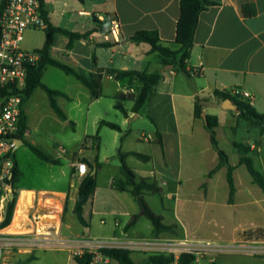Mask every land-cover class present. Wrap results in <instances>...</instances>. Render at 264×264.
Masks as SVG:
<instances>
[{
	"label": "crops",
	"instance_id": "crops-1",
	"mask_svg": "<svg viewBox=\"0 0 264 264\" xmlns=\"http://www.w3.org/2000/svg\"><path fill=\"white\" fill-rule=\"evenodd\" d=\"M211 1L217 2V5L200 14L191 59L188 63L189 69H195L200 74L188 77L173 69L164 70V80L142 110L134 114L132 113L133 97L141 88L140 83L134 81L127 84L116 81L106 71L110 69L162 71L159 54L149 53L150 45L133 44L130 39L137 31L157 30L166 46L174 51L179 50L180 47L176 43V26L180 17V0H85L84 2L44 0L48 18L55 27L79 34L88 33L86 39L76 40L70 46L67 37L57 35L51 48V56L85 74H94L102 70L104 72L102 97L92 100L89 90L75 77L67 74L68 79L64 87L52 88L44 79L48 68L53 66L45 68L42 82L50 89L62 92L64 95L58 97L72 104L68 110L61 105L59 107L67 117V120H62L67 123L63 124L71 126L78 135L79 150L71 154L63 147L65 151L60 150L57 157L47 154L58 161V164L44 162L39 158L50 167H61L60 175L56 176L54 173L51 177L52 182H48L47 186L22 184V179H25L26 175L14 151L22 177L16 188L13 187L12 195L13 198L16 197L13 217L11 223L2 229L3 233L40 234L46 235L50 240H70L72 227L66 223V215L69 211L74 214L82 181V178L75 173L74 165L84 163L83 160L95 165V160L98 159L101 168L96 175L97 188L89 203L88 215L85 211V216H90L91 226L86 229L88 232L76 235L78 240L110 239L118 244L150 239L181 240L185 237H193L194 229L190 225L195 226L194 223H203L212 219L217 216L219 208H239L244 213H252L256 210L258 206L252 201H246L242 205L238 203L240 181L244 180L253 188L255 183L246 166L240 164V155L232 143L236 141L250 145L255 165L260 163L263 168L260 167L259 170L264 174V135L260 134L258 127L239 118L237 112L224 109V101L214 97L213 94L215 91L223 92L233 87H240L253 95L254 99L251 102L253 107L259 114L264 115V0ZM246 4L255 5L257 9L255 16H243L241 9ZM113 17L119 18L121 22L119 43L105 42L104 39L105 29H108L109 21ZM103 43L115 46L103 47L101 46ZM44 44L37 50L42 49ZM109 82L112 83V87L109 86ZM38 90L40 89L35 90L23 105L26 132L23 144L17 142L19 146L15 150L20 146H27L25 142L32 144L28 141L31 127L39 128V124L33 122L28 109V104ZM197 98L205 99L203 102L205 114L217 117L216 138L219 147L228 155L230 165L235 167L233 176L236 194L233 204L228 202V168L220 165L218 152L211 144L210 133L204 120L195 118ZM102 99H110L113 102L122 100L128 116L122 114L123 117L118 118V123L94 116L91 109ZM57 103L59 104L58 100ZM71 110H75L74 116L69 114ZM229 113L232 119L228 120L227 125H223L222 118ZM142 114L146 115L151 124L150 133L141 134L138 140L132 137L131 129L130 134L123 135L126 127L131 128L132 120L140 119ZM101 122L114 124L119 130L101 125ZM105 128L115 132L113 144L116 151H118L119 138L122 137L120 151L136 152L150 157L149 160L143 161L130 155L126 161L138 177L150 175L151 179L162 188L161 196L147 195L145 199L150 208L157 215L162 216L165 225H176L174 232L156 237L153 234V225L151 222L146 223L143 216L125 231V226L132 216L140 213V207L131 193L119 192L113 188V181L123 178L120 167L114 176L105 175L102 178L100 176L104 158H101L104 147L101 132ZM157 132L161 135L162 145L159 143ZM219 133H226L225 145L221 143ZM94 136L98 137L99 142L96 149L84 145L88 137ZM62 155H67L64 156L68 160L66 166L61 163ZM87 167L90 170L88 165ZM168 181L175 183V186L172 192L166 195L163 186ZM153 196L160 198L159 208H154L149 202V198ZM258 197L260 204L264 205V196L258 195ZM164 198L171 200L173 204H165ZM67 202L68 210L65 214ZM8 203L9 200L5 202L4 209L0 213V224L6 217ZM111 204H115L116 207H108ZM99 224L103 225L104 229L109 226L113 228V235L100 237L95 232ZM237 240L243 241L244 238L240 237ZM248 242L264 246V240L252 239ZM131 250L132 257L136 256L134 262L138 264L145 263L151 254V251L144 249ZM59 252L65 251L47 247L37 248L32 252L15 249L8 252L0 264H60L57 255ZM70 254L69 259L74 262L71 250ZM113 261L107 259L106 263L110 264ZM214 262L217 264L216 261Z\"/></svg>",
	"mask_w": 264,
	"mask_h": 264
},
{
	"label": "trees",
	"instance_id": "trees-1",
	"mask_svg": "<svg viewBox=\"0 0 264 264\" xmlns=\"http://www.w3.org/2000/svg\"><path fill=\"white\" fill-rule=\"evenodd\" d=\"M5 2L6 0H1ZM84 2L85 0H79ZM43 6V14L47 20L48 27L44 30L46 35V41L42 49L39 52L42 58L39 65L33 68L30 72L28 85L23 92V103L21 112V122L17 133L14 135L15 140H23L26 132V116L24 114L23 105L30 98L33 92L37 89L43 90L49 97L50 105L53 111L61 120H67L65 113L59 107L57 103V97L63 96L64 94L60 91L52 90L42 82L43 72L47 66H53L62 70L65 74L75 77L79 82H81L90 92L92 100H97L102 97V80L104 77V72L99 70L94 74H85L80 70H77L71 66H68L51 56V48L54 43V39L57 35H62L68 38L69 46L76 40L82 38H87L88 33L79 34L70 32L66 29L55 27L48 18V12L45 9L44 0H41ZM217 2L211 0H180V17L176 26V43L179 45V50L174 51L170 47L166 46L161 40L159 32L157 30H140L137 31L130 39L133 44H148L151 49L149 53L159 54L162 62V68L166 66H173V71L177 73L185 74L188 77L192 75H199L195 69H189L188 63L191 59V53L194 46V38L197 26L199 24V17L203 11L208 10L212 6H216ZM241 13L245 17H253L257 14V9L254 4H246L241 9ZM107 31V29H105ZM103 47H113L115 45L110 43H103ZM106 73L112 76L116 81L127 82L131 84L132 82H138L141 85L139 91L133 97L134 106L132 108V113L138 114L145 104L148 102L151 95L156 91L158 85L164 80V74L161 70L154 72L147 71H137V70H107ZM221 100H231L233 104L239 109L240 113L238 117L249 121L254 126L258 127L260 134L264 135V115L259 114L253 107L252 103L248 101H242L235 97H232L226 92L215 91L213 94ZM204 100L197 98L195 101L194 115L197 119H202V114L204 113ZM115 108L119 110L123 115L128 116L127 110L124 108L123 101L120 100L116 103ZM207 122L205 126L210 133V140L212 146L218 152L220 158V165H225L228 168L227 181L229 184V204L234 203V197L236 194V186L234 181L233 172L235 167L231 166L229 163L228 155L219 147V143L216 138V128L218 127V119L214 115L206 114ZM152 120V118H150ZM101 125L108 126L112 129L119 130V127L106 122H101ZM159 137V143L162 145L161 135L157 132ZM94 138L98 141V137H88ZM87 138V139H88ZM29 149L42 161L58 164V161L54 160L52 157L47 155L43 150L37 148L36 146L25 142ZM233 147L238 151L240 155V164L245 165L249 174L251 175L255 184H257L262 192L264 193V174L257 169L255 165V160L251 155L252 150L250 145L244 143L233 141ZM135 156L140 160L147 161L149 156L129 152L125 153L118 151L117 157L120 161V169L123 178H117L113 181V188L119 192H129L135 198L136 202L140 207V213L138 215L132 216L130 221L125 226V231L128 230L140 216L148 219L153 225V234L156 237L161 236L164 233L174 232L176 225H165L163 223V218L157 215L149 206L145 197L147 195H159L162 194V188L156 181L151 180L147 177H138L134 171L127 164L128 156ZM13 159L15 162L14 167V177L11 184L14 188L20 182L22 173L18 167L17 160L13 154ZM90 170L82 178L79 186L78 195L74 207V214L77 221L84 227L89 228L91 226L90 216L87 218L85 216V207L91 202L97 188L96 175L98 170L101 168V163L98 159L95 160V165L90 163L88 160H83ZM95 171V173H94ZM16 197L9 201L6 217L4 221L0 224V229L7 227L12 220L13 211L15 206ZM68 210V202L65 208V214ZM103 257L110 260H116L119 264H138L134 262L132 258L133 251L125 248H101L97 251ZM95 254L89 250H84L81 255H74L75 264H93ZM194 255L189 253H182L180 257L176 260L173 254L156 252L151 253L147 258L145 263L140 264H193ZM207 264H216L214 261Z\"/></svg>",
	"mask_w": 264,
	"mask_h": 264
},
{
	"label": "rangeland",
	"instance_id": "rangeland-1",
	"mask_svg": "<svg viewBox=\"0 0 264 264\" xmlns=\"http://www.w3.org/2000/svg\"><path fill=\"white\" fill-rule=\"evenodd\" d=\"M46 40V35L44 30H28L24 34V41L22 42V48L25 50H35L40 48L44 41ZM106 51V50H104ZM68 76L60 69L55 67H49L46 77L44 79L45 83L51 86L52 88H62L65 86ZM73 79V78H70ZM76 81V80H75ZM109 86L112 87V83L109 82ZM59 101V106L64 108H70V104L67 100L62 98H57ZM117 102H113L110 99H102L92 107V114L95 116L106 118L111 120L114 123H118V118H122L123 115L120 111L115 108ZM129 105V103H126ZM28 109L33 122L39 124V128L32 126L31 133L28 138V141L35 145L37 148L43 150L46 154L52 155L54 157L58 156L60 152V147L66 148L71 154L76 153L79 150L80 142L78 141V135L73 131L71 126H67V123L60 120L56 114H54L48 95L43 90H38L34 94V98L28 104ZM233 113V112H232ZM71 116H74L75 110L69 111ZM222 118V124L227 125L228 120L232 119L231 114H227ZM132 125L126 127L123 131V135L130 134V129L132 130V137L135 140H138L141 134L148 135L150 132L149 128L151 124L146 118V115L142 114L140 119L132 120ZM114 131L111 129H103L101 135L104 140V147L102 150L101 158L102 160V172L100 174L101 178L105 175L114 176L118 172L120 167V161L117 157V153L120 150L121 138H119V143L117 144L118 151H116L113 144V135ZM220 141L223 145L227 142V135L219 133ZM264 145V144H263ZM17 159L21 162L22 168L24 169L25 179H22V184L26 186L35 185V186H47L48 182H52L51 177L56 173V176H59L61 171L60 166L50 167L46 163L42 162L27 146H20L15 150ZM67 155H62L61 163L66 166L68 160L65 159ZM131 166L132 163H130ZM256 167L259 170L261 165L256 163ZM263 168V167H261ZM246 171V170H245ZM240 199L239 205L244 204L246 201L257 204L256 210L252 213H244L243 210L239 208H219L217 211V216H214L212 219H208L210 222L204 221L203 223H194L195 226L190 225L194 233L190 238H201L209 239L211 241L219 242L221 245L232 246L226 247L223 249L224 252L212 253V258L217 264H264V254H254L250 252L236 251L234 246H238L237 242L240 237L244 239H258L264 240V229L261 230L264 226V205L260 204V198L258 195L264 196L258 185H254L255 188L250 187L248 183L244 180L240 181ZM175 183L169 182L163 186L164 191L171 193L174 188ZM222 190L220 191V195ZM165 204H173L171 200L164 198ZM154 208L160 207V198L158 196H153L149 198ZM108 207H116L115 204H111ZM90 209L88 204L85 207V211ZM88 215V213L86 214ZM88 218V217H87ZM144 221L150 224V221L144 218ZM66 223L71 225V238L70 240H77V234L81 235L86 231L87 228H84L78 221L71 211L66 215ZM98 228L95 229V232L102 238L111 236L114 233V229L110 226L106 229L103 228V225H97ZM196 228V231H195ZM240 237L238 238V236ZM236 243V244H235ZM73 245L71 246H62L58 249H63L65 252L57 253L60 264H73V260L69 256L70 250H72ZM82 249L75 248L73 249L72 255L75 251ZM133 260H136V256L132 257ZM58 264V263H57ZM94 264H109L104 262V260H95ZM110 264H119L114 260Z\"/></svg>",
	"mask_w": 264,
	"mask_h": 264
},
{
	"label": "built area",
	"instance_id": "built-area-1",
	"mask_svg": "<svg viewBox=\"0 0 264 264\" xmlns=\"http://www.w3.org/2000/svg\"><path fill=\"white\" fill-rule=\"evenodd\" d=\"M47 27L48 23L43 14L41 0H6L5 2L0 0V199H3L4 202L11 200L9 195H12L13 190L11 181L14 177L13 154L16 147L14 135L21 122L23 92L28 85L31 70L39 65L42 58L37 49H23L22 42L26 31L45 30ZM121 29L119 18H111L104 34L105 42L119 43ZM223 92L250 103L254 99L251 93L240 87H233ZM84 145L96 149L99 142L94 138H88ZM60 150L65 151L62 147ZM74 168L75 173L81 178L89 172L85 163H76ZM145 177L151 179L150 175ZM248 240L252 239L238 241V246H234L235 250L264 254V246L250 244ZM67 245H73L72 250L82 247L79 251H75L74 255H81L84 250L93 252L95 254L94 261L98 259L106 262L108 259L97 252L99 249L117 247L130 250L144 249L151 253H170L176 260L182 253H189L194 255L193 264L213 262V252L222 253L224 248L232 247L209 239L190 237L181 240L150 239L128 244H118L110 239L50 240L46 238V235H10L3 233L0 229V263L3 262L8 252L15 249L32 252L37 248H59Z\"/></svg>",
	"mask_w": 264,
	"mask_h": 264
},
{
	"label": "water",
	"instance_id": "water-1",
	"mask_svg": "<svg viewBox=\"0 0 264 264\" xmlns=\"http://www.w3.org/2000/svg\"><path fill=\"white\" fill-rule=\"evenodd\" d=\"M172 69H173V66H171V65L170 66H166V67L163 68L162 72L164 70H172ZM223 108L226 109V110H233V111L237 112L238 114L240 113L239 109H237V107L229 99L224 100V102H223ZM202 119L204 120L205 123L207 122V118H206V114L205 113L202 114ZM17 142H20V144H23V140H16V147H15V149L17 148V146H19V144L17 145ZM94 173H95V171H94ZM12 199H13V195H11V200Z\"/></svg>",
	"mask_w": 264,
	"mask_h": 264
},
{
	"label": "bare ground",
	"instance_id": "bare-ground-1",
	"mask_svg": "<svg viewBox=\"0 0 264 264\" xmlns=\"http://www.w3.org/2000/svg\"><path fill=\"white\" fill-rule=\"evenodd\" d=\"M4 200L3 199H0V213L3 211L4 209Z\"/></svg>",
	"mask_w": 264,
	"mask_h": 264
}]
</instances>
